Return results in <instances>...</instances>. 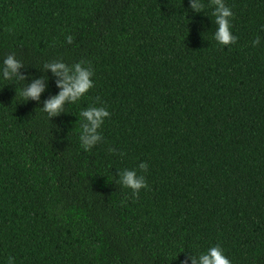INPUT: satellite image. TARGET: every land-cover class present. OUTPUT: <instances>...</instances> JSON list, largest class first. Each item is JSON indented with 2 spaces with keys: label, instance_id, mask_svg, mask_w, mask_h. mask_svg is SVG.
Instances as JSON below:
<instances>
[{
  "label": "trees",
  "instance_id": "1",
  "mask_svg": "<svg viewBox=\"0 0 264 264\" xmlns=\"http://www.w3.org/2000/svg\"><path fill=\"white\" fill-rule=\"evenodd\" d=\"M201 2L0 0V67L14 54L26 77L0 73V264H191L216 245L264 264V0H224L228 46ZM57 60L90 65L94 86L49 119ZM89 107L110 116L86 152ZM124 170L144 175L138 196Z\"/></svg>",
  "mask_w": 264,
  "mask_h": 264
},
{
  "label": "clouds",
  "instance_id": "2",
  "mask_svg": "<svg viewBox=\"0 0 264 264\" xmlns=\"http://www.w3.org/2000/svg\"><path fill=\"white\" fill-rule=\"evenodd\" d=\"M190 8L199 13L204 7L201 0H189ZM209 7L214 8L212 16L215 17V24L217 29L214 34V40L222 46L234 44L237 38L232 35L230 31V18L233 13L229 7L224 3V0H209ZM66 42L71 44L73 37L67 36ZM260 43L259 37L253 42L255 47ZM84 61L75 63L71 66L66 65L61 61H52L44 64V70L51 71L57 77L56 87L60 89L59 93L44 101L43 107L39 108L46 113L48 118L59 116L63 113L64 106L68 103H76L83 97L94 85L92 81L93 71L91 66H84ZM23 64L16 59L14 54H10L3 59L0 73L3 79L11 80L13 77L25 81L26 77L20 74V69ZM47 77L41 76L39 79H33L30 84L20 91V96L23 102L39 101L41 93L45 90V82ZM99 101V97H97ZM110 113L104 107H89L79 113L80 146L84 151H90L98 142L102 140L98 129L104 123L105 118H108ZM110 154L124 156L123 152L117 153L115 148L108 149ZM140 172H146L148 169L147 163L141 162L138 165ZM119 176L118 184L124 188L130 189L133 196H138L141 189L147 188V182L144 175H138L135 170H124L117 173ZM191 264H231V261L225 256L223 250L219 245L210 247L206 253L199 255V257L190 256ZM14 258L9 257L8 264H13ZM187 264V260L184 262Z\"/></svg>",
  "mask_w": 264,
  "mask_h": 264
}]
</instances>
